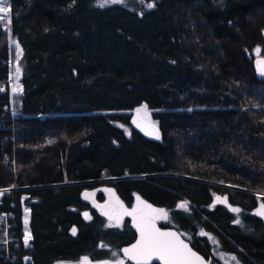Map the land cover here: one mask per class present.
<instances>
[{
    "label": "trees",
    "instance_id": "trees-1",
    "mask_svg": "<svg viewBox=\"0 0 264 264\" xmlns=\"http://www.w3.org/2000/svg\"><path fill=\"white\" fill-rule=\"evenodd\" d=\"M95 1L7 0L0 187L14 188L0 214L13 215L20 243L14 262L0 264L116 260L135 231L129 218L109 227L97 205L130 208L137 196L165 210L158 222L214 264H223L214 251L264 264V218L254 214L264 203V0H147L154 7L142 15ZM11 38L23 51L16 105L2 87ZM144 105L159 139L131 125Z\"/></svg>",
    "mask_w": 264,
    "mask_h": 264
},
{
    "label": "snow or ice",
    "instance_id": "snow-or-ice-1",
    "mask_svg": "<svg viewBox=\"0 0 264 264\" xmlns=\"http://www.w3.org/2000/svg\"><path fill=\"white\" fill-rule=\"evenodd\" d=\"M124 0H102L98 4L99 7H105L108 4H117L123 3ZM149 8L154 7L153 4L148 5ZM10 7L8 6L7 0H0V21H6L8 24L11 23L10 19ZM15 43V48L17 52V61L19 56L22 54L19 43ZM255 54L260 56L261 48L257 47ZM257 70L261 75H264V59L257 60ZM17 79L19 78L20 68H16ZM3 89H0L2 91ZM14 92L18 91L17 88L13 89ZM22 91V89H19ZM141 113H144V116H141ZM136 119L133 120V123L137 127H140L145 131L146 135H152L154 138L159 139L160 134L158 129L155 127V124L150 123L147 119V105H144L142 108L136 109ZM114 196L115 194L111 192L110 189L106 190ZM89 193H85V199L89 197ZM94 195V194H91ZM261 199L260 196L257 197ZM137 206L133 207L131 211L124 207V205L117 199L114 203L108 205H97L101 208V212L109 220V227L119 226L122 217L127 215L132 217V221L137 231L140 234V239L131 247L125 248L123 250L124 255L134 264H151L155 259L161 262V264H205L204 260L194 252L187 243H185L175 232H164L156 227V222L158 220H167L168 213L163 209L153 208L152 205L147 204L137 196ZM216 200L221 203L227 202V197L223 199L221 197H216ZM178 207L184 211H188L189 202L183 201ZM28 209H25V233H24V244L28 246L31 239V234L28 231ZM231 211L234 213H239L241 210L236 207H232ZM262 218H264V203L260 204L259 209L254 213ZM86 219H91L88 213H84ZM113 221L115 223H113ZM236 223L239 224L240 220L237 217ZM72 234H76V229H72ZM202 236L206 235L203 231L200 233ZM214 243L215 240L212 237ZM113 256L116 253L112 254ZM233 261L236 260V257H231ZM81 264H89L87 257L81 262ZM116 264H124L123 260H117ZM238 264V261H237Z\"/></svg>",
    "mask_w": 264,
    "mask_h": 264
},
{
    "label": "rangeland",
    "instance_id": "rangeland-1",
    "mask_svg": "<svg viewBox=\"0 0 264 264\" xmlns=\"http://www.w3.org/2000/svg\"><path fill=\"white\" fill-rule=\"evenodd\" d=\"M100 2H102V0H96L95 1V5L96 6H98V4L100 3ZM149 4H153V3H151V2H148L147 0H124V2L123 3H117V5H120V6H122V7H126V8H128L129 10H132V11H138V13L140 14V15H142L146 10H149L150 8L148 7V5ZM113 5H115V4H108V5H106L105 7H108V6H113ZM154 5V4H153ZM99 7V6H98ZM100 8H102V7H100ZM151 8H153V7H151ZM5 27H6V29L7 30H10V26H9V24L6 22V25H5ZM13 41H15L16 43H18V40L16 39H10V43H9V46H10V48H11V53H12V61H11V64H12V66H11V69L13 70L12 72H11V74H10V78H11V80H12V85L11 86H9L10 87V90L11 91H13V89L14 88H17L18 89V91H16V92H14L16 95H18L19 93H20V91H19V89H22V84H21V74H22V65H21V60H22V54L19 56V60L17 61V52H16V48H15V43H13ZM20 49L22 50V47H20ZM23 52V51H22ZM255 56L258 58V56L255 54ZM17 67H19L20 68V74H19V78L17 79V74H16V68ZM4 188H6V189H4ZM11 188L13 189L14 187L11 185V187L9 186V187H0V192H3V194L2 195H7V194H10V192H11ZM2 198V197H1ZM26 198V195H23L22 196V200L21 201H23V204H22V211H23V223H24V230H25V215H26V213H25V209H28L29 210V207H28V205H27V203H26V201H24V199ZM141 199V198H140ZM141 200H143L144 202H146L144 199H141ZM114 203V202H113ZM147 204H149L148 202H146ZM151 205V204H150ZM137 206V199L135 200V202L132 204V206L130 207V208H128V207H125V208H127L129 211H131V209L133 208V207H136ZM153 208H157V209H160L159 207H157V206H152ZM27 217H28V225H27V228H28V231L30 232V228H29V217H30V211H28V213H27ZM129 218V220L130 219H132V217H130V216H127V215H125V216H123L122 217V220H121V222H120V224H119V226H114V227H118V228H121L122 226H123V224H124V222L127 220ZM108 219V218H107ZM163 221H165V220H163ZM113 223H115L114 221H113ZM108 225H109V220H108ZM25 233V232H24ZM31 234V233H30ZM30 242H31V239H30V241H29V244L28 245H31L30 244ZM214 254L217 256V258H219L222 262H223V264H237V261L235 260V261H233L230 257H228L227 255H230V256H234V257H237V256H235V255H231V254H228L227 253V255H225L224 253H220V252H218V251H214ZM238 258V257H237ZM29 260H31L30 258H29V256H27V255H25V258H24V263L25 262H28ZM117 260H123L124 261V264H130V263H128L127 262V260L125 259V258H123V257H118L116 260H113V261H102V262H96V263H91V264H116V262H117ZM210 261L212 262V260L210 259ZM81 262H82V260L80 261V263L79 264H81ZM55 264H75L74 262H65V261H58L57 263H55ZM77 264V263H76ZM238 264H241V263H239V261H238Z\"/></svg>",
    "mask_w": 264,
    "mask_h": 264
},
{
    "label": "built area",
    "instance_id": "built-area-1",
    "mask_svg": "<svg viewBox=\"0 0 264 264\" xmlns=\"http://www.w3.org/2000/svg\"><path fill=\"white\" fill-rule=\"evenodd\" d=\"M9 87V85L4 84L2 87ZM10 88V87H9ZM6 189V188H4ZM12 189V188H11ZM0 192V198L5 196ZM25 230L23 231L24 234ZM22 242L24 244V235L22 237ZM20 238L16 234L15 223H13V215L6 212H1L0 214V251L2 257L10 259L12 262L16 259L15 253L19 247ZM30 246V245H28ZM25 246V247H28Z\"/></svg>",
    "mask_w": 264,
    "mask_h": 264
},
{
    "label": "water",
    "instance_id": "water-1",
    "mask_svg": "<svg viewBox=\"0 0 264 264\" xmlns=\"http://www.w3.org/2000/svg\"><path fill=\"white\" fill-rule=\"evenodd\" d=\"M263 37H264V33H263ZM136 116H137L136 111H134V112L132 113V115H131V118H130V119H131V125H132L133 129L136 130L138 133H141L145 138H147V139H149V140L156 139V138H154V136H152V135H146L144 130H142L140 127H137L136 124L133 123V120L136 119ZM141 116H142V115H141ZM158 131H159V130H158ZM159 134H160V132H159ZM129 226H130L131 229H133V231H135V238H134V241L131 242V243H129V244H125V245H123V246L120 248V251H121V256H122L123 258H125L128 262L134 264L133 261L129 260V259L124 255L123 250H124L125 248H131V247H132V246H133V245H134V244L140 239V234H139V232L137 231L136 227L134 226L132 219L129 220ZM156 227L159 228L161 231H164V232H175V233L180 237V239H182L185 243H187L188 246H189L194 252H196L197 255H199V256L204 260L205 264H214L213 262L210 261V259H207V258H206L201 252H199L197 249L193 248L192 245L190 244V242H188L186 239H184V238L181 236V234H180V232H179L178 230H176V229H174V228H172V227H168V226L164 227V226H162L158 221L156 222ZM157 263H158V264H161L160 261L155 260V259L151 262V264H157Z\"/></svg>",
    "mask_w": 264,
    "mask_h": 264
},
{
    "label": "bare ground",
    "instance_id": "bare-ground-1",
    "mask_svg": "<svg viewBox=\"0 0 264 264\" xmlns=\"http://www.w3.org/2000/svg\"><path fill=\"white\" fill-rule=\"evenodd\" d=\"M10 52H11V48H10ZM12 55H10V56H8V58H7V60H6V62H7V65H8V67H9V70H10V72H12L13 70L11 69V66H12V64H11V61H12ZM22 72H23V70H22ZM11 74V73H10ZM21 77H22V74H21ZM22 81V80H21ZM4 84H8L9 86H11L12 85V80H11V78H7V80H6V83H4ZM22 84V83H21ZM1 89V88H0ZM1 92H5V90H2ZM23 91H20V93L19 94H21ZM18 94V95H19ZM18 95H16L14 92H11V102H13V104L14 105H16V104H18L19 102H17L16 101V97L18 96ZM10 112L12 113V114H14V115H16V113L14 112V110H13V108L11 107V109H10ZM30 258V257H29Z\"/></svg>",
    "mask_w": 264,
    "mask_h": 264
}]
</instances>
